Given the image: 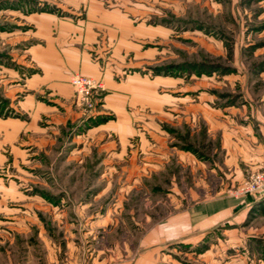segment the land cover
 Here are the masks:
<instances>
[{"label":"rangeland","instance_id":"rangeland-1","mask_svg":"<svg viewBox=\"0 0 264 264\" xmlns=\"http://www.w3.org/2000/svg\"><path fill=\"white\" fill-rule=\"evenodd\" d=\"M63 1L0 0V264H264V0H104L149 29L127 137L102 79L32 80Z\"/></svg>","mask_w":264,"mask_h":264},{"label":"crops","instance_id":"crops-1","mask_svg":"<svg viewBox=\"0 0 264 264\" xmlns=\"http://www.w3.org/2000/svg\"><path fill=\"white\" fill-rule=\"evenodd\" d=\"M63 5L83 8L84 15L74 18L47 13L34 18L38 41L30 53L41 73L32 80L51 88L66 102L73 95L70 71L102 79L107 88L106 106L118 112L120 134L127 137L133 131L129 109L145 103L146 82L137 74L116 79L114 71L123 70L131 57L140 60L146 56L139 42L149 29L135 24L120 8L108 7L104 0H64Z\"/></svg>","mask_w":264,"mask_h":264},{"label":"built area","instance_id":"built-area-1","mask_svg":"<svg viewBox=\"0 0 264 264\" xmlns=\"http://www.w3.org/2000/svg\"><path fill=\"white\" fill-rule=\"evenodd\" d=\"M72 83L75 87L76 98L78 102H81L84 99H88L90 89L95 85L93 79L81 75H73ZM250 189L255 192L264 193V174H257L251 180Z\"/></svg>","mask_w":264,"mask_h":264}]
</instances>
